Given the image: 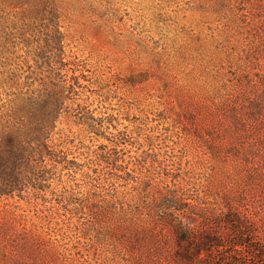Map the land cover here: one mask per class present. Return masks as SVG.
Returning a JSON list of instances; mask_svg holds the SVG:
<instances>
[{
	"label": "rangeland",
	"instance_id": "374dc122",
	"mask_svg": "<svg viewBox=\"0 0 264 264\" xmlns=\"http://www.w3.org/2000/svg\"><path fill=\"white\" fill-rule=\"evenodd\" d=\"M54 27L83 87L57 124L63 162L0 196V264H185L179 247L264 264V0H0L9 40ZM16 56L6 83L29 70Z\"/></svg>",
	"mask_w": 264,
	"mask_h": 264
},
{
	"label": "trees",
	"instance_id": "16d2710c",
	"mask_svg": "<svg viewBox=\"0 0 264 264\" xmlns=\"http://www.w3.org/2000/svg\"><path fill=\"white\" fill-rule=\"evenodd\" d=\"M9 38L10 34L0 33V59L3 54H16L21 65L29 70L22 71L20 65L14 68L12 84L3 80V70H0V196L21 195L39 189L35 181L41 163L46 159L61 163L60 156H56L61 151L59 137H56L57 124L71 102L80 98L83 87L79 81L83 68L75 60H64L63 35L58 27L44 37L28 34L16 42ZM31 53L37 71L27 64V55ZM96 121L90 116L82 123L91 130L96 128ZM112 143L120 145L119 141ZM99 160L116 169L115 157L109 155ZM184 239L181 236L179 244ZM210 244L213 238L203 237L197 248L194 246L193 257L204 254ZM178 250L177 257H184L188 260L185 264H192L188 252L180 247Z\"/></svg>",
	"mask_w": 264,
	"mask_h": 264
}]
</instances>
